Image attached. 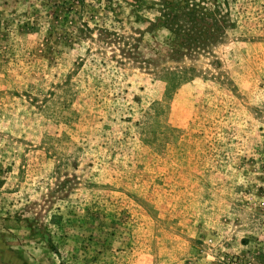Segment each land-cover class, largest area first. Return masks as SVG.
Masks as SVG:
<instances>
[{
    "label": "rangeland",
    "instance_id": "rangeland-1",
    "mask_svg": "<svg viewBox=\"0 0 264 264\" xmlns=\"http://www.w3.org/2000/svg\"><path fill=\"white\" fill-rule=\"evenodd\" d=\"M0 264H264V0H0Z\"/></svg>",
    "mask_w": 264,
    "mask_h": 264
},
{
    "label": "trees",
    "instance_id": "trees-1",
    "mask_svg": "<svg viewBox=\"0 0 264 264\" xmlns=\"http://www.w3.org/2000/svg\"><path fill=\"white\" fill-rule=\"evenodd\" d=\"M195 19V21H197V18H194ZM158 21H162V24L164 23V25L166 24V23H168L169 22V20L172 22V20L170 19V14L169 13H166L165 14V12H163V15H162V17H160L159 19H157Z\"/></svg>",
    "mask_w": 264,
    "mask_h": 264
}]
</instances>
